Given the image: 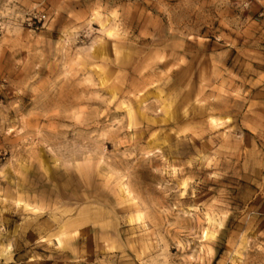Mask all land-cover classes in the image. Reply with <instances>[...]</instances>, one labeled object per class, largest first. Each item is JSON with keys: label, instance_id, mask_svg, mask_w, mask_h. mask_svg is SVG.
Segmentation results:
<instances>
[{"label": "rangeland", "instance_id": "1", "mask_svg": "<svg viewBox=\"0 0 264 264\" xmlns=\"http://www.w3.org/2000/svg\"><path fill=\"white\" fill-rule=\"evenodd\" d=\"M0 264H264V0H0Z\"/></svg>", "mask_w": 264, "mask_h": 264}, {"label": "built area", "instance_id": "2", "mask_svg": "<svg viewBox=\"0 0 264 264\" xmlns=\"http://www.w3.org/2000/svg\"><path fill=\"white\" fill-rule=\"evenodd\" d=\"M44 16H45L44 14H41L40 16H38V19L40 20Z\"/></svg>", "mask_w": 264, "mask_h": 264}]
</instances>
